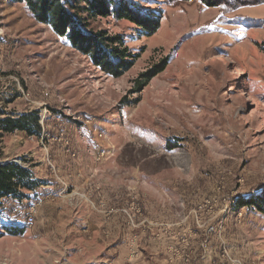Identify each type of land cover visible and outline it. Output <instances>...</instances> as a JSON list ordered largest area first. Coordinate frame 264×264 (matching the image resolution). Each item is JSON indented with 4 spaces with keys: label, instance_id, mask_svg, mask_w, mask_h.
I'll return each mask as SVG.
<instances>
[{
    "label": "rangeland",
    "instance_id": "rangeland-1",
    "mask_svg": "<svg viewBox=\"0 0 264 264\" xmlns=\"http://www.w3.org/2000/svg\"><path fill=\"white\" fill-rule=\"evenodd\" d=\"M126 1L156 31L62 0L138 56L114 77L0 0V119L41 126L0 131L39 182L0 205V264H264V0Z\"/></svg>",
    "mask_w": 264,
    "mask_h": 264
},
{
    "label": "trees",
    "instance_id": "trees-1",
    "mask_svg": "<svg viewBox=\"0 0 264 264\" xmlns=\"http://www.w3.org/2000/svg\"><path fill=\"white\" fill-rule=\"evenodd\" d=\"M35 16L42 23L50 24L54 31L67 37L72 46L85 53L92 62L107 74L121 77L129 71L138 56L130 52L125 46L122 36H109L104 31H96L90 28L87 19L73 13L77 9L71 2L63 3L62 0H25ZM88 6L84 9L91 16L112 14L117 19H127L146 31L154 32L158 28V20L155 15H147L137 10L135 4H129L126 0H86ZM193 1V0H183ZM209 6L216 5L217 0H201ZM167 62L141 75L143 83L137 88V92L163 72ZM30 120L32 122H30ZM40 117L36 114L22 115L18 118L0 119V131H21L28 134H40ZM39 182L34 179L33 173L17 163L0 162V205L6 199L12 198L22 201L28 196L24 191H34ZM248 206L263 211V198L260 195L253 196L246 202Z\"/></svg>",
    "mask_w": 264,
    "mask_h": 264
},
{
    "label": "built area",
    "instance_id": "built-area-1",
    "mask_svg": "<svg viewBox=\"0 0 264 264\" xmlns=\"http://www.w3.org/2000/svg\"><path fill=\"white\" fill-rule=\"evenodd\" d=\"M34 210H35V208H33ZM36 211V210H35ZM26 221L28 222V223H33L34 222V212H31L30 214H29V216L27 217V219H26Z\"/></svg>",
    "mask_w": 264,
    "mask_h": 264
}]
</instances>
